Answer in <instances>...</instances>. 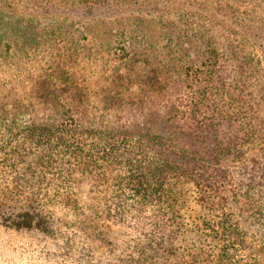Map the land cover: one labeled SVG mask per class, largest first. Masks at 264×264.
Returning a JSON list of instances; mask_svg holds the SVG:
<instances>
[{
	"label": "trees",
	"instance_id": "16d2710c",
	"mask_svg": "<svg viewBox=\"0 0 264 264\" xmlns=\"http://www.w3.org/2000/svg\"><path fill=\"white\" fill-rule=\"evenodd\" d=\"M19 257L264 264V0H0V264Z\"/></svg>",
	"mask_w": 264,
	"mask_h": 264
},
{
	"label": "rangeland",
	"instance_id": "374dc122",
	"mask_svg": "<svg viewBox=\"0 0 264 264\" xmlns=\"http://www.w3.org/2000/svg\"><path fill=\"white\" fill-rule=\"evenodd\" d=\"M183 189L186 195L185 216H186V219L189 220L191 215H193L192 210L197 208V201H196L197 194H196L193 184L190 182L185 183L183 185ZM18 239L22 240L23 237L19 236ZM25 263L36 264L35 262H30V261L25 260L23 257H19V264H25Z\"/></svg>",
	"mask_w": 264,
	"mask_h": 264
}]
</instances>
